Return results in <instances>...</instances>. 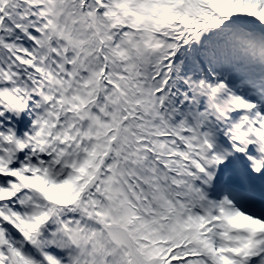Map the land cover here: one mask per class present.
<instances>
[{"label":"rangeland","instance_id":"rangeland-1","mask_svg":"<svg viewBox=\"0 0 264 264\" xmlns=\"http://www.w3.org/2000/svg\"><path fill=\"white\" fill-rule=\"evenodd\" d=\"M5 1L7 0H0V25L3 27L7 26L6 29L9 34L14 36L21 35V30L26 29V22L29 20L40 31L42 29V25H39L41 18H44L43 24L50 26L45 32L49 33L48 38L55 39V43L49 45V50L54 52L49 57V65L52 69L54 63L58 66L57 68L62 67L63 51L70 50L71 53H76L77 57H79L78 60L85 58L87 61L86 55H89L88 62L81 65L77 64L79 68L76 71L78 73H80V69L88 71L90 78L89 90L86 93V89L75 84L74 97L82 98L86 102H89L90 98L95 101L91 77L96 70H99V63L98 59L93 57V52L89 46H85L84 57L80 55L84 45L82 40L86 39L84 37L88 38L90 36L88 32H85V27H83L82 21L77 16L76 11L79 8L80 0H62V6L68 5L66 11L74 10L70 15L62 16L59 21H56L55 16L60 0H8L6 5H10L11 11L9 15L3 18V12L9 11L3 5ZM177 2L178 0H155L154 6L149 4L152 13L150 12L148 17H144L140 13H134L136 3L133 0L129 4V12L126 16L133 19L134 28L132 32L127 36H123L126 32L120 31L117 26H113L108 31L104 30L106 45L101 50L106 51L113 61L109 65L108 56L105 57L108 61L107 73L110 74V77L118 79L120 85L124 84V90L129 89L131 91V93L124 94L123 99L125 101L124 104L130 106L131 114L126 116L125 123L122 124L119 136L115 140L113 147L116 149V159L107 162L109 170L104 177L102 176L103 186L106 191L105 193L102 192L103 198L100 204L104 213L103 218H106L110 224L118 221H120L122 227L123 225L132 226L135 224L134 228L128 227V234L134 238L139 233H145V227L151 228L155 225L157 222L156 218L159 219V222H163L166 225L171 220L172 215L177 213L182 215L196 213L195 208L201 209L204 206L206 186L209 184L210 179L214 177L215 172L219 171V165L216 164L218 160L215 159L217 154L209 146L205 134L206 128L213 122L209 118V111L214 106L215 100L228 104L226 99L219 94L218 85L223 86L227 75H236V72H239L238 69L246 71V73H253L254 57L247 52L248 60L244 59L242 61L240 57L243 45L245 46V42H247V51L256 53L259 47H256L255 44L264 42V0H179L181 8L177 7ZM82 3L86 6V10L92 20H98L101 28H105L104 25L109 18L106 15L115 14L116 16H121L119 14V3L116 0H81ZM98 4L101 5L100 10L104 6L103 13L100 10L99 12L95 11V7ZM157 9L159 10L158 15H154L153 12L157 11ZM181 11H184L185 18L190 19L192 22H189L195 27H185L181 22L170 21L172 20L171 17L182 18V16H178ZM195 14H198L199 17H194ZM141 19L145 21L146 31L160 25L155 22L163 23L169 20V24L161 28V35L164 38L162 45L167 48H174L169 69L166 71L162 67L157 77L158 79L151 87L145 85L148 80L144 74L149 75L148 63L151 61L152 56L154 57L160 52L161 48L158 46V49H156L157 44H155L160 41L154 34L150 38V42L148 39L142 41L137 36H141V32L138 30L141 27V23H138V21ZM212 21L218 23L210 31L208 29ZM74 22L79 32L76 37L69 34V27L71 29L74 26ZM246 29L250 30V32H246ZM258 30L262 33L260 34ZM115 31L116 33L114 34ZM26 33L29 32L26 30L23 35H26ZM119 33L120 37L117 39ZM112 35L114 42L117 40L116 43L111 42ZM188 35H190V38L187 39ZM1 36L2 33H0V107L9 109L18 97L15 92L17 89L13 85L24 86L27 80L34 77L33 74L39 75V73L35 72L36 69H32L30 63V61H37L38 63L39 61L34 54L30 57V61H27L22 51L18 53L26 61H17L13 57H11L12 61H9L5 56L6 50L1 48V45L4 46L6 44ZM241 37L243 39L242 43H240ZM253 39L256 41L255 44H253ZM59 41H61L60 44L58 43ZM144 44H146V48H144ZM256 45L259 46V44ZM94 46H92L93 51L95 50ZM231 48H234V50ZM41 53L44 55L43 49ZM45 54L47 55V52ZM45 61L46 59L42 63V67L45 66L43 75L44 73L52 74V70H48L47 62ZM35 66L39 68V64ZM73 70H76V67ZM141 74H143V79L140 76ZM262 75H264L263 72H259L258 76ZM214 78L217 83L214 82ZM40 83V90L31 93H34L33 98L30 100L32 110L37 107L36 105L38 107L39 104L43 105L44 100L49 98V89L54 91L53 82L45 84L41 80ZM107 88L100 91L104 100L99 101L100 109L102 102H105L104 109L101 110L106 114L110 111L115 112L116 101L118 103L116 95L115 97L111 96V92H108ZM157 88H161L160 91L156 92L155 96H152V89ZM25 89L29 90L28 85ZM136 90L138 93H136ZM101 96L100 98H102ZM67 98L71 102L72 108L78 106L73 103L74 100H71V97L68 96ZM34 100L36 103H33ZM123 100L120 98L119 104H123ZM143 100H145L144 103ZM206 100L212 101V106H206ZM199 104L202 106L201 108H198ZM108 105H110L111 110ZM137 108H140L141 113ZM214 110L224 117L222 110ZM121 112L123 114V111ZM39 114H37L35 119H30L24 116V112L21 109H14L11 112L0 111V169H9L7 163L11 161L17 163V165L21 163V167L15 166L10 172L2 173L9 177L8 181L3 182L0 178V198L4 196L1 193L2 190L9 191L8 197L0 199V225L5 229L9 242L17 249L28 247V251L32 250L42 258L41 264H49L43 255L45 248L53 246L57 247L58 252L61 254H71L70 240L75 241L76 238L77 250L75 249V251H78V253L71 254L72 258L75 257L73 259L74 264H78L83 260L94 259L99 264H134L133 258L131 259L130 257L129 249L123 244L124 239L129 235L123 233V231L119 232L116 228L103 229L98 227L96 217L90 212L89 205H87L88 202L82 198L78 201V196L86 194V180L82 182L83 184L78 185L80 182H76L66 188L62 187L54 191L58 185H53L55 188H48L49 185L40 183V181L45 176L53 182L52 175L57 172H67V165L56 169L58 164L53 166L48 163L44 165L45 167H41L40 161H38L26 167L22 166V162L27 161V159L18 160L17 156L21 152L27 153V150L32 146V148L39 149L44 147L45 149H41L44 153L52 151L54 154L51 159L52 163L54 161L61 162V164L70 163L69 161L72 163V158L76 157V155L78 156L81 149L83 150L84 148L79 144L72 146L66 139L62 140L65 146L60 147V145H57V136L53 137L51 145L43 144L44 140L41 139L39 126L35 131L33 130V133L27 134L26 131L33 124L39 123ZM116 114V112L112 113L111 120L108 122L101 120L99 114L97 118L89 114V129H95L98 132L100 129L114 125L116 123ZM6 121L11 123L8 128L5 127ZM90 123L95 124L96 127H90ZM25 124H27V127L22 129ZM14 130L25 132L18 136L21 143L19 147L14 142L16 139L13 137ZM162 132L170 136L166 137L168 142L162 151H173L172 154H168L165 158L157 155L145 139H136L142 134L144 135L141 137H146L147 135L154 137V135L162 134ZM119 140H122L120 147L117 144ZM36 142H39V145L36 146ZM103 145L98 143V145L93 147L91 144L90 147L98 150L97 147H103ZM131 152H135L134 158H132L133 154ZM30 155L31 153H28L27 157L29 158ZM130 160L134 161L133 166H131ZM73 164H75V161ZM215 164L216 171L213 169ZM29 167L31 168L26 170L31 171L32 169V176H27L26 181L36 177V182L17 180V175L22 174L21 171ZM91 168L87 167L82 170L83 172L80 173L84 175L82 179L89 177L93 173L94 169ZM128 176L133 180L132 188L135 191L127 190L129 185L127 180L130 181ZM112 177L118 179V182L120 181L119 184H116L118 187H115ZM23 186H26L27 191L21 197L23 199H21L19 198L20 192L17 194V191ZM108 195H113L117 201ZM125 199L128 200L124 201ZM12 201L17 206L22 204L46 210L40 221L42 223L41 226L32 230L27 229L25 221L28 220V213H21V211L16 210L17 207L9 205V202ZM131 201L135 203L137 211H139V206L153 208L160 204L168 207L160 208L162 210L159 212L156 208L151 209L149 212L152 213L149 214L152 216L150 217L152 218L151 223L144 219L141 220L143 222L139 223L138 227L137 223L132 221L133 218H128L129 208H126V202L129 204ZM217 208H219L218 205ZM217 208H209V213L203 208L204 213H198L199 221L196 225H191L187 230V237L184 244H182L183 247L178 248L177 253L183 249V251L189 252L183 256L184 260L189 255L191 256L189 258L195 260V264H244L245 257L248 256V243L250 242L248 238H245L246 241L241 246L231 247L228 244L229 238L225 237V226L220 227L219 225L221 224H211L210 221V218L219 217V212L216 211ZM1 216H8L6 217L7 221ZM62 216L65 217L62 218ZM163 216L164 218H161ZM72 219H77V221L73 222V226L68 225L66 221ZM46 222L49 223L47 226L50 227L56 224V229L54 231L52 229L49 230ZM189 223L190 221H188ZM92 224L93 226H91ZM15 226L23 232L22 235H17L18 233L13 229ZM68 228L76 229L69 234ZM86 231L87 234L85 235ZM147 234L149 236L153 235L152 232ZM169 234L170 231L167 235ZM140 246L144 245L140 244ZM135 247L138 251V264H171L172 253L175 255L173 250L169 251L165 257L159 258L158 253L151 252L149 254L150 259H147L138 250L140 249L138 244L135 243ZM82 251L86 253L84 258L81 256ZM4 252L5 256L0 260L11 264L9 253L7 250ZM90 254H94L95 258H89ZM107 256H109V261L105 263L102 257ZM128 256L130 259H128ZM34 262V259L27 257V264Z\"/></svg>","mask_w":264,"mask_h":264},{"label":"bare ground","instance_id":"bare-ground-1","mask_svg":"<svg viewBox=\"0 0 264 264\" xmlns=\"http://www.w3.org/2000/svg\"><path fill=\"white\" fill-rule=\"evenodd\" d=\"M259 33L261 34L262 32ZM222 93L224 97L228 95H234L235 97V93H232L227 89ZM235 99H239V97H236ZM216 103V107L223 111L226 115V119L230 117V123H234V126L231 127L228 124V120L226 121L225 118L221 117V115L216 113L215 110L212 111V114L210 113V118L213 122L209 126V129L206 130L205 134L207 141L210 143L209 145L215 148L218 152L220 165L233 167L235 172H242L244 160L252 159L250 165H245V169L247 168L248 170L245 171L244 169L245 172L243 171L241 175L243 178L248 175H252V178H258L264 172V122L255 120L258 121L260 125L259 128L255 127V121L250 120V114H246L244 110L239 111L237 108L238 104H232V100H230L227 105H220L217 100ZM242 106L248 105L243 103ZM223 120L224 123L220 126L219 121L223 122ZM226 123L227 126H223ZM221 127H226L227 130L231 131L229 138H225L223 135L219 136L218 133ZM223 133L228 134L229 131ZM229 143H233L232 148L228 147ZM251 148L253 149V152L250 154L248 150ZM219 179H221V177ZM217 181L218 179L212 180L207 187L208 189L205 192L207 199V203H205L206 208L207 205H209V207H217L219 202L222 199H225L230 206L227 211L222 213V216L232 220V224H230L231 226L238 225L241 228L244 226L250 229L261 227L264 229V221L251 216V206H254L255 204L251 205L247 199L245 200V198H241V200H245V204L240 202L234 203L232 200H229L227 195L222 193V189ZM219 196H222L220 201L217 200ZM240 240H243L242 237H240ZM258 246L259 244L257 242H251L250 245H248V252L251 256H253L258 250Z\"/></svg>","mask_w":264,"mask_h":264},{"label":"trees","instance_id":"trees-1","mask_svg":"<svg viewBox=\"0 0 264 264\" xmlns=\"http://www.w3.org/2000/svg\"><path fill=\"white\" fill-rule=\"evenodd\" d=\"M120 1H121V0H120ZM4 3H5V4H8V0L5 1ZM176 5H179V0H178V2L176 3ZM125 7H126V4H125L124 2H122V7H121V8L124 10ZM8 12H10V11H8ZM8 12H7L6 14H8ZM79 13H80V20H81V21L83 22V24L87 27L88 24H87V21L85 20V17H84L85 15H84L83 11L80 10ZM6 14H5V15H6ZM110 19L113 20V23L116 21L115 17H110ZM109 26H110V24L107 25V27H109ZM96 30H98L97 27H96ZM92 39L94 40V42H95V44H96V47H97L99 43H98V41H97V39H96V37H95V35H94V31H91V36H90L89 38L84 39V41L88 42V45H87V46H89V47L91 48V50H93L92 45L90 44V43L92 42ZM100 76H101V75H100V72H98L97 74H95V75L93 76V81H94L95 83H97V82H98V79H99ZM84 81H86V83H87L88 78H85ZM19 103H20V104H23V105H26V104H25V101L23 100V98H21V100L19 101ZM94 143H95V141H94ZM153 143H154V141H153ZM65 182H70V180H67V181H65ZM13 257H14V260H15L18 264H21V263H22V262H21V258L19 257V255H18L16 252L13 253Z\"/></svg>","mask_w":264,"mask_h":264}]
</instances>
